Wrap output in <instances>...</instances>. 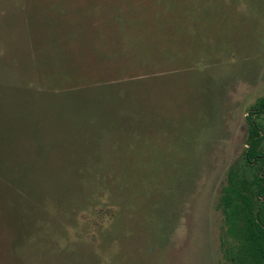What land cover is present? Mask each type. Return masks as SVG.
Here are the masks:
<instances>
[{"label":"rangeland","instance_id":"1","mask_svg":"<svg viewBox=\"0 0 264 264\" xmlns=\"http://www.w3.org/2000/svg\"><path fill=\"white\" fill-rule=\"evenodd\" d=\"M259 101L264 0H0V264H231Z\"/></svg>","mask_w":264,"mask_h":264},{"label":"trees","instance_id":"2","mask_svg":"<svg viewBox=\"0 0 264 264\" xmlns=\"http://www.w3.org/2000/svg\"><path fill=\"white\" fill-rule=\"evenodd\" d=\"M264 102L250 110L249 148L241 166L227 173L221 197L227 231L236 246L227 252L231 264H264ZM261 129V130H260ZM262 147V148H261ZM262 149V150H261Z\"/></svg>","mask_w":264,"mask_h":264},{"label":"flooded vegetation","instance_id":"3","mask_svg":"<svg viewBox=\"0 0 264 264\" xmlns=\"http://www.w3.org/2000/svg\"><path fill=\"white\" fill-rule=\"evenodd\" d=\"M251 109H252V108H251ZM251 109H250V110H251ZM250 110H249V112H248L247 115H246V120L248 121V120L250 119V120L254 121V115H250ZM262 114H263V113H262ZM248 118H249V119H248ZM261 118H263V117H261ZM262 122H264V119L262 120ZM248 123H249V122H248ZM260 130H261V129H260ZM261 134H262V131H261ZM249 146H250V145L247 143V147H246V149L249 148ZM246 149H245V150H246ZM244 152H245V151H244ZM243 156H244V155H243ZM244 161H245V157H244ZM244 161H243V162H244Z\"/></svg>","mask_w":264,"mask_h":264}]
</instances>
